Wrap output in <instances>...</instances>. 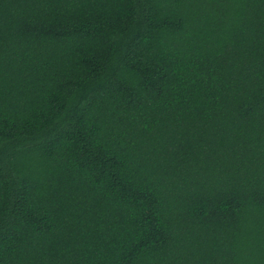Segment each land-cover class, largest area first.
I'll return each instance as SVG.
<instances>
[{
	"label": "trees",
	"instance_id": "obj_1",
	"mask_svg": "<svg viewBox=\"0 0 264 264\" xmlns=\"http://www.w3.org/2000/svg\"><path fill=\"white\" fill-rule=\"evenodd\" d=\"M0 264H264V0H0Z\"/></svg>",
	"mask_w": 264,
	"mask_h": 264
}]
</instances>
